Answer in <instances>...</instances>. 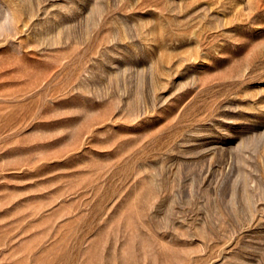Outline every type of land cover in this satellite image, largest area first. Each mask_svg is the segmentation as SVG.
<instances>
[{"label": "rangeland", "instance_id": "rangeland-1", "mask_svg": "<svg viewBox=\"0 0 264 264\" xmlns=\"http://www.w3.org/2000/svg\"><path fill=\"white\" fill-rule=\"evenodd\" d=\"M0 264H264V0H0Z\"/></svg>", "mask_w": 264, "mask_h": 264}]
</instances>
